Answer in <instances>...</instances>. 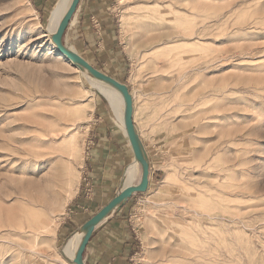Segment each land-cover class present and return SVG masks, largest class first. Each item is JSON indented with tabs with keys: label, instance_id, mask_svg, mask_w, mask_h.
I'll return each mask as SVG.
<instances>
[{
	"label": "rangeland",
	"instance_id": "obj_1",
	"mask_svg": "<svg viewBox=\"0 0 264 264\" xmlns=\"http://www.w3.org/2000/svg\"><path fill=\"white\" fill-rule=\"evenodd\" d=\"M58 1L43 15L31 0H0V264H65L73 234L59 228L91 191L84 176L92 144L105 123L124 132L81 70L40 37ZM110 7L126 61L115 75L133 97L151 173L148 191L132 203L139 235L132 264H264V0H110ZM79 11L64 41L82 55ZM68 165L77 193L63 208L53 179ZM37 181L42 203L50 199L41 220L57 226L32 253L31 218L16 200L20 190L35 195Z\"/></svg>",
	"mask_w": 264,
	"mask_h": 264
},
{
	"label": "crops",
	"instance_id": "obj_2",
	"mask_svg": "<svg viewBox=\"0 0 264 264\" xmlns=\"http://www.w3.org/2000/svg\"><path fill=\"white\" fill-rule=\"evenodd\" d=\"M31 1L37 12L45 15L56 0ZM78 10L81 12L79 23L82 31L78 48L81 53L84 52L82 55L78 54L84 59L87 56L89 59L85 60L93 67L95 64L105 66L104 74L117 81L121 80L115 74L124 73L126 61L121 43L115 35L112 21L114 12L111 10L110 0H81ZM102 14L105 15L104 18L95 19ZM87 16L89 20H86ZM102 129L100 135L96 136L85 162L84 181L88 179L91 191L87 195L82 193L76 205L69 208L70 213L59 228L63 237L73 234L72 237L81 232L80 229L120 192L128 168L127 163L134 157L124 132L114 130L107 123ZM137 195L142 194H135L128 199L96 228L84 255L86 264L133 263L139 240L132 217V203ZM102 200H105L104 204L101 203Z\"/></svg>",
	"mask_w": 264,
	"mask_h": 264
},
{
	"label": "bare ground",
	"instance_id": "obj_3",
	"mask_svg": "<svg viewBox=\"0 0 264 264\" xmlns=\"http://www.w3.org/2000/svg\"><path fill=\"white\" fill-rule=\"evenodd\" d=\"M72 2H73V0H59L58 1V3L56 4V6L54 7V9L52 10V12L50 14V17L48 19L46 27L42 29L40 37L47 39L49 42H51V41L53 42L52 38L56 34L57 29L60 25V22L62 21L66 12L70 8ZM32 14L35 17H37V12L33 8H32ZM76 19L77 18L75 15L72 22H71V27H73V25L75 24ZM38 26H37L38 28L41 27L40 25H38ZM65 45L68 49L77 52L76 49L74 48V46H72L70 43H65ZM55 46L56 45H54V48H55V50H57V47H55ZM59 56H61L62 58L63 57L65 58V56H63V54H61V53H59ZM69 63H71V62H69ZM75 67L78 68L77 66H75ZM81 72L90 81L92 88L94 90H96L100 95H102L109 102L111 109L113 111V114H114V118L117 121V124L123 128L124 134L127 137V134L125 131V125H124L125 104H124V100H123L121 93L118 90H116L115 88H113L112 86H110V85H108V84H106L100 80L95 79L91 74H89L88 71L81 70ZM85 104H86L85 105L86 110L87 109L92 110V97L89 100L87 99ZM78 116L80 118L84 119L83 115H80V113H78ZM68 129H69V127H67V126L65 128L63 127L61 129V133H62L63 138L67 139V148H68L69 155L74 157V154L77 150L76 138L73 135H70ZM128 143H129V140H128ZM69 161H70V159H69ZM70 169L71 168H69V165H68L67 174L65 176H61L60 174H56L54 179H53L54 188H56V189L52 190V193L54 196L53 200H55L58 197L62 198L63 195H65L63 208H65L67 206V204H69V202L73 199V197L77 193V187L74 186V180H71L73 177H71L72 174L70 175ZM141 171H142L141 163H139L138 161H135L129 167L127 174L125 175V178L123 181V186H122L121 190H124L125 188L130 187V186H134L136 183V180H138L139 176L142 175ZM64 177L66 179H64ZM62 180H64V182ZM38 182L39 181L36 182V184L38 186H37L35 195H33L28 190L26 192L27 194H25L24 190H20L17 194L18 197L16 200L17 203H20L21 206L23 207V214L28 215L31 218V224H29L30 238L27 239V241L29 243V249L28 250H30L32 253L33 252L38 253V247H39L38 239H39V237H41L42 233L47 232V233L51 234V233H53V232H51L52 229L57 226V221L51 220L50 217H48V216H46L47 218H43V219H45V221L41 220L42 215L44 217V213H43L44 207H47V204L49 205L50 199H48V202L45 201L42 203L40 193H39L41 191V182H39V183ZM62 190H64L63 195H61L59 192ZM84 236H85V232H83V231L78 232L71 239H69L67 241V243L64 245V247L62 249V256L61 257L63 258V262L65 264H71V263L74 264L73 260L75 258L77 250H78Z\"/></svg>",
	"mask_w": 264,
	"mask_h": 264
},
{
	"label": "water",
	"instance_id": "obj_4",
	"mask_svg": "<svg viewBox=\"0 0 264 264\" xmlns=\"http://www.w3.org/2000/svg\"><path fill=\"white\" fill-rule=\"evenodd\" d=\"M81 0H73L70 8L63 17L60 25L57 29L56 34L53 36V43L56 45L59 53L63 54L65 58L71 62L73 65L77 66L80 70H86L95 79L100 80L116 90H118L124 100L125 110H124V125L129 144L134 153L135 161L141 163L142 175L140 182L137 185L130 186L121 190L106 206H104L97 214H95L83 227V232L85 236L77 250L75 258L73 260L74 264H86L84 255L87 246L90 242L93 233L96 228L106 220L116 209L122 206L128 199L133 197L135 194L146 193L150 186V165L145 156L143 145L141 143L139 134L136 129L134 122V107H133V97L131 95L130 89L127 85L115 80L114 78L104 74L92 65H90L82 56L77 52L70 50L66 47L64 37L71 26V22L74 16L77 14Z\"/></svg>",
	"mask_w": 264,
	"mask_h": 264
}]
</instances>
